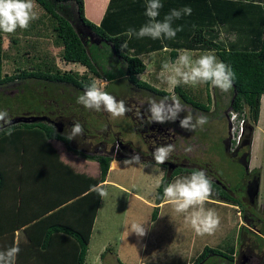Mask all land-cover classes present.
<instances>
[{
  "label": "trees",
  "instance_id": "trees-1",
  "mask_svg": "<svg viewBox=\"0 0 264 264\" xmlns=\"http://www.w3.org/2000/svg\"><path fill=\"white\" fill-rule=\"evenodd\" d=\"M34 3L40 9L39 18L32 21L27 30L17 29L11 34L0 32V85L31 78L36 86L40 85L44 92L48 91L45 95L53 94L51 98L57 102L64 93L56 94L52 89L48 90L47 85L57 87L65 84L74 89L75 94H70L67 99L71 101L75 98V103L84 86L96 76L107 81L104 88L107 92L111 90V95L149 93L163 98L169 94L158 79L161 64L166 60H175L176 50L187 49L194 58L212 53L219 61L231 66L236 76L231 88L230 109L236 114H246L252 121L257 120L260 97L264 94V0H161L163 8L159 19L172 9L192 8L190 16L174 21L173 27L182 26L183 30L172 40H152L148 37L128 39L123 35L128 28L138 30L147 22L144 15L147 0H108L98 23L85 17L83 0H34ZM220 24H225L237 35L228 45L217 39L216 28ZM46 33L50 38L42 39L41 34ZM89 34L97 42L90 43L87 39ZM3 36L9 42L5 48ZM124 41L128 42V47L121 50L120 45ZM99 44L107 46L108 53L115 57V74L105 72L96 62L95 53L99 52ZM52 47L58 49L57 55L62 62L83 66V72L60 69L55 61L56 55L51 52ZM148 53H153V62L149 80L145 81L137 76L145 69L139 55ZM10 57L22 59L30 66H16L11 74L3 73L2 62ZM158 83L160 85L156 86ZM208 87L209 84L195 87L181 85L173 92L182 103L205 112L210 103ZM45 111L48 112L46 107L38 114L60 122L63 132L71 128L74 121L82 120V125L87 123L82 116L77 119L71 116L73 114H46ZM133 123L135 132L141 136L140 127L136 121ZM11 126L14 128L11 137L0 133V251L18 246L20 251L16 264H85L100 199L90 188L104 181L111 157L85 153L74 147L73 144L86 149L82 143H77L79 136L69 141L64 138V133L57 132L46 121L18 122ZM88 129H84V136L99 138V134L95 135V131ZM242 136L248 139L249 133L244 131ZM49 140H58L76 155L96 161L97 175L89 176L68 169L58 161ZM116 140L126 147L123 158L133 154L129 142L114 136L113 141ZM145 161L141 158L142 163ZM192 171L177 168L161 177L154 193L156 206L152 208L151 220L155 218L157 205L162 201L164 186L174 176L191 174ZM26 176L31 180L27 181ZM221 189L212 182L211 197L229 204L237 203V199L229 195L230 191L227 194L225 189ZM20 227L22 237L16 238L14 230ZM242 230H245L243 226L239 229V243ZM209 252L220 258L219 262L209 264H232V252L225 254L207 246L191 263L183 264H202L207 261L204 258ZM102 256L103 253H100Z\"/></svg>",
  "mask_w": 264,
  "mask_h": 264
},
{
  "label": "rangeland",
  "instance_id": "rangeland-1",
  "mask_svg": "<svg viewBox=\"0 0 264 264\" xmlns=\"http://www.w3.org/2000/svg\"><path fill=\"white\" fill-rule=\"evenodd\" d=\"M34 11L38 16L40 9L36 4ZM37 25L40 27V24ZM41 35L42 39L50 38L49 33ZM8 43L7 38L3 36V48L8 47ZM98 47L99 52L95 53L96 62L103 67L105 72L115 74V66L117 65L115 57L108 53V48L104 44H99ZM57 50V48H51V52L56 55L55 61L60 69L76 70L78 73L83 72V66L62 62L57 55ZM189 52L192 53L191 51ZM139 56L145 64V69L137 76L141 80L147 81L152 70L153 54L148 53ZM16 58L10 57L3 60V73L11 74L16 66L20 68L30 66L22 59L17 60ZM93 80L98 81L105 90L104 87L107 81L103 77L93 76ZM63 85L59 84L57 87H52L51 84L47 85L48 90L52 89L56 94L62 95L64 93L62 98H58L57 102L51 98L53 96L52 91H50L51 96L45 95L48 91L44 92L40 85L36 86L31 78L25 80L16 79L0 85V110H7L11 118L22 115H40L38 113L44 107L48 110V112L45 111L46 114H73L71 116L77 119H81L80 117L82 116L87 120V123L84 124L85 126L83 125L84 129L89 130V127L92 132H96L95 135L102 133L106 142L104 141V145H100L97 143L98 137H87L83 134V136L78 137L77 143H82L86 149L82 150L81 147L74 144L73 146L78 147L85 153L107 154L111 157V160L121 159V161L126 158H123V151L118 146L117 140L113 142L114 136H117L123 142H129L134 150L133 154H138L140 158H142L141 155L144 154L146 146H148L147 142H151V144L154 142L148 139L149 136L143 138L142 135L140 136L135 132L134 128L136 126H134L133 121H136V125L138 128L140 127L138 130L146 132V134L151 132L154 133L153 135L156 134L155 137L160 139V145H174L175 149L172 154L175 155L176 160H184V163L189 164L186 169L206 171L209 178H213L212 182L215 185L225 189L227 194H229L228 191L231 192L229 195L239 192V188L242 185L243 169L228 154L233 149L234 142L237 139L241 118H244L246 114H236L230 109L231 89L227 92H222L220 89H213L209 85L210 103L208 110L205 112L181 102L184 106V111L180 114L181 117L191 112L194 117L203 114L208 118L207 124L202 128H197L194 132H190L179 127V119L176 122L164 124L149 123L147 121L148 100L160 99V97L158 98L155 95H150L149 93L132 94L129 92L125 93L124 96L112 94L118 101H126V106L131 108L132 111H130L131 115L126 113L122 118L111 119L102 110L99 112L88 110L77 104V97L75 103L73 102L75 98L71 101L68 100L67 98H69L70 94L73 96L75 92L69 85ZM159 85L160 83L156 86ZM163 88L168 92V97L175 95L173 90H169L166 85ZM83 92L80 93L83 94ZM108 93L111 94V90ZM245 109L244 107V113ZM131 116L133 117L132 119L130 118ZM263 117L264 94L260 97L257 120L248 119L253 127L248 168L260 166L256 202L258 207L262 206L258 211H261L264 216V201H262L264 199ZM88 119L90 120L88 121ZM165 125H167V128H164ZM94 128H97V130H92ZM161 128H163L164 136H161L162 134L160 136L157 135L156 130ZM145 138L146 140H144ZM112 146L117 150H112L109 153ZM187 147H191L192 151L186 152L185 148ZM73 155L76 154L73 153ZM147 164L148 162L146 164L141 163L138 166H124L121 163L119 167L109 172L108 180L110 182L105 185L108 195L102 198V204H100L98 209L95 226L93 227L86 252L85 264H119L117 260L123 264H138L140 260L146 264L191 263L204 246L225 254L232 252L234 260H237L239 229L242 224H247L248 220L243 219L241 212L234 207L235 205L223 202L228 204L226 208L221 205L208 203V200L205 202L204 207L214 209L220 219L218 228L210 235H197L189 225L185 224L183 215L175 214L171 205L167 203L161 207L157 218L153 221L150 215L153 210L152 206L156 205L154 203L152 206L145 205L138 200L137 196L133 195L134 193L143 196L153 202L154 193L161 175L155 171L156 165L150 162L146 167L145 165ZM111 165L112 163L109 164V167ZM95 168L96 165H94ZM158 168L160 169V167ZM160 170L162 171L163 167ZM189 175V173L178 174L175 178ZM133 222L145 225V236L137 237L135 233H130V225ZM255 252L254 257L249 262H245V264H264V245ZM100 253H103L102 257H100ZM207 256V260L212 259L213 256L216 258V254L211 252Z\"/></svg>",
  "mask_w": 264,
  "mask_h": 264
},
{
  "label": "clouds",
  "instance_id": "clouds-1",
  "mask_svg": "<svg viewBox=\"0 0 264 264\" xmlns=\"http://www.w3.org/2000/svg\"><path fill=\"white\" fill-rule=\"evenodd\" d=\"M163 8L161 0H147L144 15L147 22L138 30L128 28L123 35L132 39H143L145 37L152 40H172L177 33L183 30L182 26L173 27L176 20L182 16H190L192 8L185 6L181 9H172L163 19H159L160 10ZM34 0H0V32L11 34L17 29L27 30L32 21L38 19ZM128 47V42L124 41L120 48L124 50ZM170 51L169 49H165ZM178 55L175 60H166L161 64L158 79L161 84L167 86L169 90L176 87L197 86L209 84L222 92L229 91L235 80V72L230 65L219 61L212 53H203L196 58L187 49L176 50ZM77 104L85 109L104 111L111 119L122 118L126 113L132 111L126 106L123 100H117L115 96L103 89V86L96 80L84 86L83 94L77 97ZM184 111L178 96L163 97L159 100H148L149 123L164 124L176 122L179 119V127L185 131L194 132L197 128H202L208 122L206 115L193 116L188 112L183 117ZM139 115V113H137ZM0 133L11 137L14 128L11 126V117L7 110H0ZM84 126L79 121H74L71 128H66L64 138L71 141L78 136H83ZM172 144L157 146L152 158L155 165H163L174 151ZM186 152H191L192 148H185ZM124 166H138L141 158L138 154H132L124 161H113L114 166L120 164ZM146 167L148 165H145ZM160 175L163 172L155 168ZM90 191L96 192L101 198L108 195L103 184L95 185ZM212 194V180L204 170L194 169L189 176L175 178L163 188L162 199L169 205L177 215H183L184 222L189 225L194 232L199 235H210L219 226L220 219L214 209L205 208L204 204ZM130 233H135L137 237L146 234V227L143 224L133 222L130 225ZM19 247L13 245L0 251V264H16V257L19 254Z\"/></svg>",
  "mask_w": 264,
  "mask_h": 264
},
{
  "label": "flooded vegetation",
  "instance_id": "flooded-vegetation-1",
  "mask_svg": "<svg viewBox=\"0 0 264 264\" xmlns=\"http://www.w3.org/2000/svg\"><path fill=\"white\" fill-rule=\"evenodd\" d=\"M90 43L97 42V40L93 37L92 34H89ZM162 98V97H161ZM160 98V99H161ZM128 114H131L128 112ZM249 117L245 116L244 118H241L240 127H239V133L237 134V139L234 142L233 149L229 151L228 156L230 158L239 163L241 168L243 169V176L241 177V187L239 188L238 193H234V197L237 199V203H235L234 207L238 209L239 212H241V216L244 220H248L247 224H242L241 226L244 227V231L242 230V236L240 243L237 244V260H234L232 257V264H245V262H249L253 257L254 254H256V250L260 249L262 245H264V216L261 214V211L259 212L258 209L261 207H258L257 205V194H258V187H259V180H260V166H252L248 168L249 165V151L251 147L252 142V132L253 127L251 123L249 122ZM51 120V119H50ZM262 124L264 126V117ZM56 127L60 128L61 133L63 132V125H61L60 122L56 123ZM152 127V126H151ZM164 128H167V125L164 126ZM162 130V132H161ZM244 131H247L249 133V138H244L242 135ZM157 135L164 136L163 128L156 130ZM140 134L142 137L149 136V140L154 141L153 144L151 142H147L146 150L144 154L141 155V157L144 158L148 163L155 164V161L152 158V153L154 149L157 146H160L159 140L157 139L156 134L151 132L150 134H146V132L141 131ZM99 140L97 143L100 145H104L105 138L104 135L101 133L99 134ZM146 140V138L144 139ZM162 140V139H161ZM105 141V142H104ZM114 142V141H113ZM117 142V141H116ZM118 146H120V149L123 151V155L126 154L125 150L126 147L124 145H121V143L118 142ZM163 145V144H162ZM114 146V145H113ZM110 147L111 151H116L117 149H114V147ZM131 151H133L132 148H130ZM83 150V149H82ZM130 151V150H129ZM130 151V152H131ZM134 153V152H133ZM95 154V153H90ZM145 161V162H146ZM181 161V162H180ZM176 160L175 155L171 154L169 159L163 164L159 165V167H163V175H169L171 174L175 169L177 168H187V163H184V160ZM146 162V163H147ZM195 164V163H193ZM187 165V166H186ZM196 165V164H195ZM197 166V165H196ZM213 181V178H211ZM264 201V199H262ZM248 216V217H247ZM239 248V249H238ZM234 256V254H233ZM208 256L204 258V260H207ZM220 258L216 256V258L207 260L206 262H203L202 264H209L212 262H219Z\"/></svg>",
  "mask_w": 264,
  "mask_h": 264
},
{
  "label": "crops",
  "instance_id": "crops-1",
  "mask_svg": "<svg viewBox=\"0 0 264 264\" xmlns=\"http://www.w3.org/2000/svg\"><path fill=\"white\" fill-rule=\"evenodd\" d=\"M107 3H108V0H83L84 15H85V17L88 20H90V21H92L94 23H98L100 21L102 15H103V13H104V11H105V8H106ZM216 29H217V39L219 41H222V44H224V45H228V43L230 41H232L234 38H236V36H237L235 34V32L233 30H229L226 27L225 24L218 25ZM48 142L51 144L52 148L55 150V153H56V156H57L58 161L60 163L64 164V165H66L68 167V169H70V170H72V171H74L76 173H83V174L89 175V176H96L97 175L98 170H97V163H96V161H94V160L91 161V159H86V158H84L82 156H79V155L78 156L73 155L72 151L71 152L68 151L65 148L64 144L61 143L58 140H49ZM113 161H121V159H112V160H110L109 164L112 163V165L110 167L108 165L107 175H106L104 181L101 183V184L104 185V187H105L106 183L110 182L108 180L109 172L111 170L117 168V166H114ZM143 164H146V162H143ZM94 165H96V168L95 169H94ZM157 167H159V166H157ZM160 169H161V167H160ZM162 172H163V170H162ZM161 177H162V175L160 176V178ZM175 177L176 176H174V178ZM26 180L29 181V180H31V178H29V177L26 176ZM48 188L50 189V187H48ZM133 195L137 196L138 197V200L141 203L145 204V205L152 206L153 203H154V197H153V202H152L151 200H147L143 196H139V195H136L134 193H133ZM73 199L74 198H72L70 200H73ZM209 199H211V200H209ZM209 199L207 201L208 203H212V204H215V205H221V206L227 208V205L228 204L223 203L224 201H222L221 199L220 200H216L215 198H212V197H210ZM70 200H68V201H70ZM101 202H102V198L100 197L99 203H98V208H97V211L95 213L94 220H93V223H92V228H91V232H90V236H89V241H90V238L92 236L93 227L95 226L94 223H95V218H96L98 209L100 207V204H102ZM164 204H166V202L162 199V201L157 205L158 208H157V213H156L155 218H157L158 213L160 212V209H161V207ZM152 208H153V206H152ZM155 218L153 219V221L155 220ZM21 228L22 227L17 228L16 230H14V232L16 234V238H21L22 237V233L20 231ZM143 240H145V239H143ZM143 240H142V242H143ZM89 241H88V244H89ZM87 248H88V245H87ZM85 263H86V255H85ZM138 264H146V263H144V262H142L140 260L138 262Z\"/></svg>",
  "mask_w": 264,
  "mask_h": 264
},
{
  "label": "water",
  "instance_id": "water-1",
  "mask_svg": "<svg viewBox=\"0 0 264 264\" xmlns=\"http://www.w3.org/2000/svg\"><path fill=\"white\" fill-rule=\"evenodd\" d=\"M37 121H46L52 124V126L55 127L57 132H61L60 128L56 127V123L52 120H50L48 117L44 115H22L17 117L11 118V124H15L18 122H25V123H31V122H37Z\"/></svg>",
  "mask_w": 264,
  "mask_h": 264
}]
</instances>
